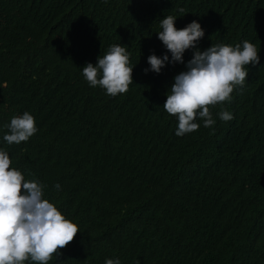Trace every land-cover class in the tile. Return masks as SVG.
Here are the masks:
<instances>
[{
  "label": "trees",
  "instance_id": "trees-1",
  "mask_svg": "<svg viewBox=\"0 0 264 264\" xmlns=\"http://www.w3.org/2000/svg\"><path fill=\"white\" fill-rule=\"evenodd\" d=\"M169 15L201 25V51L248 41L259 55L210 107L212 128L197 118L183 136L163 103L194 50L159 73L147 61L171 60L157 38ZM112 45L133 66L114 97L82 74ZM25 111L37 132L10 145ZM0 150L78 226L48 264H264V0H0Z\"/></svg>",
  "mask_w": 264,
  "mask_h": 264
},
{
  "label": "clouds",
  "instance_id": "clouds-1",
  "mask_svg": "<svg viewBox=\"0 0 264 264\" xmlns=\"http://www.w3.org/2000/svg\"><path fill=\"white\" fill-rule=\"evenodd\" d=\"M183 12V9H180ZM176 17L166 16L160 21L157 38L171 54L147 57L150 70L159 73L165 62L183 63L186 50L193 55L186 63V70L174 77L170 93L163 107L178 118L175 134L183 136L195 132L200 125L212 128L215 124L210 107L231 100L236 86H243L248 76L247 65L259 63L257 47L243 42V46L210 45L201 51L196 47L204 37L201 25L193 20L185 27H175ZM133 66H129V53L120 45L110 46L108 52L97 57L95 64L83 66L82 74L92 87L99 86L110 96L128 91L133 82ZM149 69H145L147 72ZM223 121L233 116L228 111L218 113ZM8 132L3 139L8 144L27 142L37 132L33 115L25 111L13 116L6 125ZM214 131V129H213ZM9 155L0 150V264H48L53 256L71 243L79 232L78 226L65 219L57 208L43 197V186L36 181H25L22 173L10 167ZM57 189L60 188L56 184ZM105 264H120L119 259H106Z\"/></svg>",
  "mask_w": 264,
  "mask_h": 264
}]
</instances>
